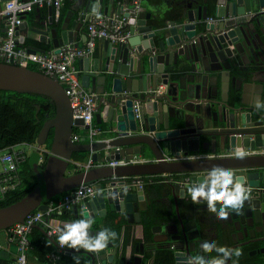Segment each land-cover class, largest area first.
Wrapping results in <instances>:
<instances>
[{"label": "water", "instance_id": "obj_1", "mask_svg": "<svg viewBox=\"0 0 264 264\" xmlns=\"http://www.w3.org/2000/svg\"><path fill=\"white\" fill-rule=\"evenodd\" d=\"M206 1L196 11L187 9L180 22L171 20L161 28L146 23V11L138 10L131 15L124 5L119 6L117 14L128 18V37L119 42L105 39L102 57L100 53L95 56L89 53L79 59V70L73 75L85 89L95 93L93 115L96 118L106 115L114 120L115 129L107 130L115 134L107 138L86 141L82 136L81 142L74 141V126L87 129L88 125L83 118L73 116L63 84L38 69L6 62L0 57V89L43 94L55 106L53 116L43 122L37 135V142L45 145L52 133L43 167L37 170L36 188L18 204L0 208V230L23 221L36 208L45 209L46 204L41 203L44 198L95 178L119 181L112 179L109 193L99 190L81 202L80 207L87 208L84 216L100 214L101 203L108 198L111 209L117 206L134 209L132 220L135 217L136 221H140V210L147 208L150 196L148 192L118 187L131 176L189 173V184H197L213 166H220L232 169L244 183L256 186L264 182V151H258L264 148V108L255 107L257 101L264 102V0H214L217 22L207 20ZM0 17L5 23L0 27L1 33L6 30V17ZM26 24L22 22L18 29ZM79 26L80 22L71 28L64 18L60 25L38 31L46 39L50 35L53 48L66 43L78 46ZM28 51L34 53V46ZM186 68L190 72L183 74ZM259 70L263 79L256 78L259 80L256 82ZM248 75L253 80L250 84ZM247 93L250 101H246ZM206 135L210 138L202 140ZM217 147L230 152L214 155ZM237 148L248 155L235 158L231 151ZM206 149L214 154L200 153ZM75 152H86L90 159L102 165L66 174L79 155ZM120 158L135 161L108 163ZM167 183L174 193L184 195L185 188L180 182ZM94 187L98 190L101 182ZM74 206L77 208V204ZM231 212L236 218L233 238L237 235L252 240L264 238V229L259 237L256 231L260 229L255 227L259 216L264 226V194L249 196L241 211L231 209ZM178 223L182 244L173 252L174 264H190L196 257L193 253L196 247L188 230L195 222L189 224L178 216ZM89 231L95 235L100 229ZM7 244L9 251L17 253L16 243ZM8 256L6 250L0 249V257ZM199 256L214 258L207 252ZM111 259L109 256L100 262L112 264ZM254 264L264 261L259 259Z\"/></svg>", "mask_w": 264, "mask_h": 264}, {"label": "crops", "instance_id": "obj_2", "mask_svg": "<svg viewBox=\"0 0 264 264\" xmlns=\"http://www.w3.org/2000/svg\"><path fill=\"white\" fill-rule=\"evenodd\" d=\"M5 1L6 0H0V8ZM127 1L129 3H127ZM136 1L139 2V10H144L148 13L145 20L146 23L152 24L154 28L168 26L171 20L176 23L180 22L184 16H186L187 9L192 8L196 11L198 6L205 5L204 0H99L98 4L97 0H64L59 9L58 18L55 17V10L53 6H36L31 11L27 12L25 18H22V22L26 21L27 24L18 29L19 45L27 47L28 50L30 49V46H34L35 52L41 51V48L45 50L53 48L51 39H48L50 38V35L46 39V36L44 35V37L43 33H40L38 30L45 29L48 26H53L56 24L60 25L63 19L66 18V23L71 26V28L77 27V23L80 22V26L76 33V42L78 43V46H82L87 39L84 20L85 18L97 13L104 16L116 15L117 8L119 6L124 5V10H129L133 7L134 2ZM94 5H96L95 12L93 11ZM206 5L209 14L207 20L216 22L219 21L216 17L214 0H207ZM209 17H212V19H209ZM2 21L3 20L0 17V27L5 26V23H2ZM4 32L0 33V39ZM20 39H23V42L20 41ZM103 42L104 40L97 42L90 54L93 55L95 53V56L100 53L101 55ZM81 57L84 56L76 57L74 60L76 71L79 70V59ZM187 72H190L187 70V68L183 70V74H186ZM256 76L257 77H255V79H263L262 72L260 70ZM246 79L249 84L253 81L250 78V75H248ZM255 81L259 82L258 79ZM249 96V93L245 95L246 101H250ZM94 104H96V102ZM94 112H96V110ZM121 120L122 119L120 118L119 126L122 125ZM93 121L102 128V131L95 135V139L107 138L115 134L110 133L107 130L109 127L113 128L115 124L114 120H110L106 115L100 114L99 118H96L93 115ZM73 134L78 135V139H74V141L81 142L80 139L82 136L85 137L86 141H90L88 137H86L85 128L74 126ZM209 138L210 137L206 135L202 138V140H208ZM51 139L52 133L49 134L47 144L45 145L38 143L37 139L34 142L28 143L39 144L42 149H44V151L41 153L44 158L46 151L49 149L48 145H50ZM229 152V149H225L223 151L219 147H217L215 154L211 153L210 149L200 151L201 154H207L208 156L213 154L224 155L229 154ZM233 152L234 150L231 151L232 154ZM36 153L39 156L40 153L37 151H31L29 155ZM75 153L79 155L76 157L75 163L69 166L66 174L80 170H87L91 167L102 165V163H98L97 161L90 159V157H88V153L86 152ZM140 157L141 156H138L137 159ZM88 159H90L92 162L91 166L86 168L85 164L87 163ZM43 162L37 163L43 165ZM109 162L110 160L108 163ZM36 174L37 171H35V188L38 183ZM183 174L189 173H173V175H166L169 178L172 177V180L175 179L174 181L164 180L163 176L165 175L162 174L150 175V181H146L143 187L139 188L137 186H133L130 188V190L125 188V191L149 193L150 203H148L146 209L140 210V221H136L135 217L134 220H132L134 209H122L120 206L115 207L116 209H111V199L108 198L106 199L107 201L105 203H101V213L98 214L93 212V216H90L93 221L90 229H100L101 231L104 228H109L115 231L117 234L116 238L114 240H110L107 247L103 249L104 252H89L84 249L76 251L66 247L65 252L59 253L60 256L58 258L51 260L50 254L56 249L58 236L57 234L48 235L47 229L54 227L59 232L63 228L64 224L85 218L84 213L87 212V208H81L79 203L77 204V208H75L74 205L76 204H74L70 207H63L58 211L52 212L51 217L47 219L46 224H37V226H35L39 227L38 229L41 232V237L36 243L35 248L31 247L32 243L30 241V247L27 252V264H67L64 259L65 256L66 259L73 258L75 260V264H96L97 262L102 261L104 258H108L109 256L112 257L110 260L112 264H172V261L170 260L174 261L173 252L179 249L180 245L182 244L178 216L183 221H189V224H191L192 220L195 222V224H191V228H189L188 231L192 235L191 240L195 242L196 249L193 253L196 257L204 253L203 249L200 248V241H208L215 242L218 246H226L228 248L236 245L234 248H239L242 250L243 255L240 257L232 256V258L227 261V264H254V262L258 261L259 259L264 261V251H262V248L264 250V238L252 240L250 237L244 235H237L235 238L232 237V233L236 232L233 224L236 218H234L231 209H228L229 215L227 219L221 220L217 218L215 213H212L208 210L206 201L201 200L199 203H193L190 194L187 192V188L195 183H180V185L185 188L183 196H179V193L177 194L173 192L172 188L167 182L171 181L175 183L177 182L176 180L180 179V176ZM144 176L145 175H142V177ZM112 179L116 180L117 182L119 181L117 178L101 177L99 179L95 178L82 183L96 184L98 181H100L101 187L97 191L101 189L100 191H103L107 194L112 189ZM247 183L248 182H245V185L253 187L249 196L255 198L261 197L264 194V188L261 187L264 186V182L261 181V183L256 186ZM123 185L124 183L118 187L124 188ZM77 186L69 190L58 192L48 198H44L41 203H45L46 206L50 202L58 203V200L62 199L65 194L71 193ZM106 186H108V188L110 187V189L105 188ZM30 193H28L27 196ZM174 195L175 197L178 196L176 200L177 207ZM219 207L220 204L217 203V209H219ZM89 212L90 211H88V215ZM255 227L260 229L259 231H256V236L261 237L263 235L264 226L261 222L260 216L259 221L255 223ZM32 230L29 233L30 240V234L32 233ZM243 241L245 242L240 244V242ZM7 243L5 229H1L0 249L6 250L9 253V256L0 257V264H14L15 262L17 253L9 251V244ZM103 254L104 258L102 257ZM166 254H170L168 259H166ZM218 255L219 254L215 251L210 253V256L212 257H217ZM174 263L175 262H173V264ZM181 264L184 263L182 262Z\"/></svg>", "mask_w": 264, "mask_h": 264}, {"label": "built area", "instance_id": "obj_3", "mask_svg": "<svg viewBox=\"0 0 264 264\" xmlns=\"http://www.w3.org/2000/svg\"><path fill=\"white\" fill-rule=\"evenodd\" d=\"M64 0H6L0 8V16L6 18V30L0 39V57L6 62H13L25 65L30 59L33 60L41 72L59 80L69 96L74 117L84 119V124L88 125L86 137L90 141L95 139V135L102 131V128L93 121L94 97L95 93L85 89L79 80L73 75L75 70L74 60L79 56H86L93 51L95 44L105 39L111 42L125 40L129 33L127 31L128 18L116 14L104 16L94 14L85 18V28L87 39L82 46H75L71 43L63 44L57 50L56 47L47 50L31 53L27 47L19 45L18 26L22 23V14L31 11L36 6L51 5L54 7L55 17L59 16V9ZM139 10V2H134L129 9L131 15H135ZM264 10V7H262ZM212 19V17H209ZM136 105H134V108ZM137 115V114H136ZM73 139H78L77 134L72 135ZM31 151L39 152L38 163L43 162L41 153L44 151L39 144L20 142L0 149V199L13 190H16L21 184L20 168L26 161ZM259 152L264 148L258 149ZM256 151V152H258ZM135 159H112L109 164H126ZM91 160L88 159L86 168L91 166ZM164 180H172V177L163 176ZM146 181H150V175H135L128 177L124 182L123 189H129L133 186L143 187ZM177 182L189 184V175L180 176ZM121 186V185H120ZM113 187V186H112ZM111 187V188H112ZM252 190V186L246 185ZM264 188V186H261ZM105 188H108L106 186ZM122 188V187H121ZM110 189V187L108 188ZM101 190V189H100ZM97 192L93 183H81L71 193L65 194L58 203L50 202L45 209H36L28 213L23 221L15 222L5 229L6 241L17 244V255L14 264H27V252L30 247L29 233L37 224H46L47 219L51 217L52 212L58 211L63 207H70L79 204ZM48 235L59 234L54 227L47 229ZM67 246L61 247L57 241L56 249L50 254L51 260L60 256L59 253L65 252ZM96 264H103L100 261Z\"/></svg>", "mask_w": 264, "mask_h": 264}, {"label": "clouds", "instance_id": "obj_4", "mask_svg": "<svg viewBox=\"0 0 264 264\" xmlns=\"http://www.w3.org/2000/svg\"><path fill=\"white\" fill-rule=\"evenodd\" d=\"M99 0H97L98 4ZM96 11V5L93 6ZM98 15V13H97ZM134 22V21H130ZM257 110L264 108V102L257 101L255 104ZM248 153L242 149H236L233 156L243 159ZM193 203H199L201 200L207 202V208L210 212L215 213L218 219H227L228 209L241 211L245 200L249 199L250 189L239 179L236 173L229 168L213 166L206 176L199 183L187 188ZM217 203L220 204L217 209ZM92 219L85 217L64 224L58 234V243L61 247L79 251L84 249L89 252H96L107 247L110 240L116 238V232L104 228L95 235L89 231L92 226ZM204 252H217V257L206 259L203 256L195 257L190 264H227L232 256L240 257L243 255L239 248H228L218 246L215 242L205 241L201 245Z\"/></svg>", "mask_w": 264, "mask_h": 264}, {"label": "trees", "instance_id": "obj_5", "mask_svg": "<svg viewBox=\"0 0 264 264\" xmlns=\"http://www.w3.org/2000/svg\"><path fill=\"white\" fill-rule=\"evenodd\" d=\"M25 65L32 69H38L37 64L30 59ZM54 111V103L48 96L0 89V149L20 142H34L43 122L53 116ZM37 158V153L31 154L21 165V184L16 190L8 192L3 199H0V208L18 204L34 190L35 171L43 167L42 164L37 163ZM35 226L30 234L32 248H35L41 237L39 227ZM169 257L170 254H166V259ZM64 259L67 264L69 262L75 264L73 258L66 259L65 256ZM170 261L173 264L174 261Z\"/></svg>", "mask_w": 264, "mask_h": 264}]
</instances>
